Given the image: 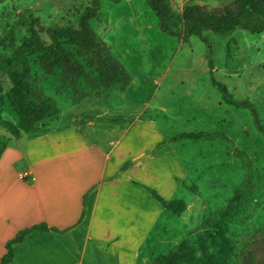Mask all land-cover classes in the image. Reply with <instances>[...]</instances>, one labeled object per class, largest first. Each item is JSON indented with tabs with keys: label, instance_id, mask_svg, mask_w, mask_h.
I'll use <instances>...</instances> for the list:
<instances>
[{
	"label": "rangeland",
	"instance_id": "374dc122",
	"mask_svg": "<svg viewBox=\"0 0 264 264\" xmlns=\"http://www.w3.org/2000/svg\"><path fill=\"white\" fill-rule=\"evenodd\" d=\"M91 2L0 0V40L6 47L19 45L29 36L28 31L34 28L35 21L43 28L76 26L78 15ZM232 2L171 0L177 14L191 5L205 6L212 14H222ZM90 24L97 38L131 77L129 91L124 101L118 103V111L127 109L135 115L143 109L150 116L154 110L165 111L169 119L161 117L154 123L163 128L168 137L181 133H222L255 165L264 163V140L256 133L250 113L222 102L220 94L210 84L208 50L198 38L191 37L189 43L184 44L161 33L145 0H121L119 3L101 0L99 14ZM40 36L47 41L44 33ZM205 37L211 43L215 79L226 86L235 100H248L264 114V33L254 35L236 30L226 38L211 32L205 33ZM0 84L2 95L11 88L2 71ZM45 88L55 95L58 83L48 81ZM56 100L64 109L73 106L75 97L72 92L63 90ZM0 119L14 121L7 106L0 109ZM0 137H10L1 125ZM180 144L177 154L186 174L179 180L178 189L175 188L170 200L184 199L188 211L180 219L164 211L139 250L138 264H149L189 238L207 214L222 206L245 175L240 162L221 140H183ZM182 182L196 185V190H186ZM157 185L156 181H151L148 186L162 194Z\"/></svg>",
	"mask_w": 264,
	"mask_h": 264
},
{
	"label": "crops",
	"instance_id": "0c3cea01",
	"mask_svg": "<svg viewBox=\"0 0 264 264\" xmlns=\"http://www.w3.org/2000/svg\"><path fill=\"white\" fill-rule=\"evenodd\" d=\"M130 84L121 97H90L8 144L0 157V259L19 231L45 224L64 232H31L11 264H138L164 214L144 187L156 181L162 194L153 189L170 200L186 172L180 141L168 142L146 110H117ZM17 172L28 176L21 181Z\"/></svg>",
	"mask_w": 264,
	"mask_h": 264
},
{
	"label": "trees",
	"instance_id": "16d2710c",
	"mask_svg": "<svg viewBox=\"0 0 264 264\" xmlns=\"http://www.w3.org/2000/svg\"><path fill=\"white\" fill-rule=\"evenodd\" d=\"M100 1L92 0L82 10L76 26L65 24L43 28L35 21L34 28L28 31L29 36L19 45L6 47L0 40V71L11 83L10 90L3 95L0 84V109L7 106L14 115L12 122L0 119V125L10 136L9 139L0 137V157L10 142L57 121L62 109L56 97L63 90L73 93L72 105H76L90 97L123 93L129 86L130 75L92 30L90 22L99 14ZM111 1L119 3L121 0ZM145 2L157 19L161 33L184 44L196 37L206 46L211 86L226 106L250 113L256 133L264 140V114L248 100H235L226 86L215 79L211 43L205 37V33L211 32L226 38L236 30L263 34L264 0H233L222 14H212L207 7L198 5L184 7L177 14L171 0ZM43 33L47 41L41 38ZM48 81L58 83L57 95L46 90ZM161 117L169 119L161 110H154L153 116L146 112L143 115L145 120L153 122ZM183 140L225 142L245 170V175L222 206L207 214L189 238L182 240L173 251L155 257L149 264H264V163L255 165L222 133H181L167 139L170 143ZM181 185L186 190H196V185L188 186L183 182ZM145 189L174 218L180 219L188 211L184 199L167 200L154 189ZM33 231L64 232L45 224L23 229L5 244L0 264H11L14 246Z\"/></svg>",
	"mask_w": 264,
	"mask_h": 264
},
{
	"label": "built area",
	"instance_id": "2783aa9c",
	"mask_svg": "<svg viewBox=\"0 0 264 264\" xmlns=\"http://www.w3.org/2000/svg\"><path fill=\"white\" fill-rule=\"evenodd\" d=\"M27 174L26 173H21V172H17V178L21 181H24L27 178Z\"/></svg>",
	"mask_w": 264,
	"mask_h": 264
}]
</instances>
